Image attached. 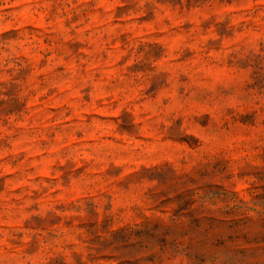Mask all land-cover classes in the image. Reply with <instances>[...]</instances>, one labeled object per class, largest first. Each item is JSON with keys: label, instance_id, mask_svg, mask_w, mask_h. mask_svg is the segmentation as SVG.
<instances>
[{"label": "rangeland", "instance_id": "1", "mask_svg": "<svg viewBox=\"0 0 264 264\" xmlns=\"http://www.w3.org/2000/svg\"><path fill=\"white\" fill-rule=\"evenodd\" d=\"M0 264H264V0H0Z\"/></svg>", "mask_w": 264, "mask_h": 264}]
</instances>
